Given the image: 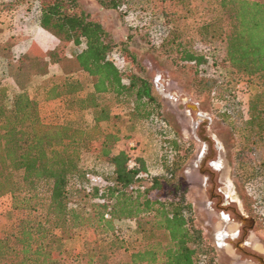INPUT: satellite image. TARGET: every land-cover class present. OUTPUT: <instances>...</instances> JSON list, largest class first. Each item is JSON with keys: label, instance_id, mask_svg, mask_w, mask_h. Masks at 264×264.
Wrapping results in <instances>:
<instances>
[{"label": "trees", "instance_id": "16d2710c", "mask_svg": "<svg viewBox=\"0 0 264 264\" xmlns=\"http://www.w3.org/2000/svg\"><path fill=\"white\" fill-rule=\"evenodd\" d=\"M128 1L98 0L107 8H119ZM173 1L185 11L202 3L203 9L212 12L201 25L213 27L210 36L194 41L190 48L184 44L182 63L194 65L199 72L209 61L216 63L214 43L219 39L225 44L222 60L232 76H259L260 88L249 94L245 108L235 95H228L222 112L239 117L246 130L257 127L258 137L250 149L257 142L264 146V0ZM38 21L63 40L83 45L74 57L91 77L86 91L79 78L64 77L47 87L46 97H66L69 107L91 110L93 120L86 125L48 122L25 90L10 94L8 88L0 87V197L11 199L10 215L0 230V264H60L52 246L62 245L84 228L92 236L85 242L86 264H108L116 251L127 250L116 225L120 220L135 222L143 240L140 248L130 251L126 264H218L177 179L181 155L168 123L158 114L159 102L149 78L142 71L125 73L114 63V43L108 32L79 8L78 0H47ZM151 33L162 39L160 43L168 34L174 39V30L165 24L150 31V37ZM217 83L222 84V78ZM126 104L131 120L147 121L163 132L155 158L161 163L157 172L150 171L142 155L114 151L121 138L117 126L102 128L103 122L118 117L114 106ZM85 141L94 142L96 158L110 165L107 174H100L101 186H90L86 173H97L80 167ZM260 165L264 166V156ZM77 176L82 177L81 189L90 201L87 207L72 204L71 194L79 190L71 192L69 183ZM97 234L103 236L102 245Z\"/></svg>", "mask_w": 264, "mask_h": 264}, {"label": "rangeland", "instance_id": "374dc122", "mask_svg": "<svg viewBox=\"0 0 264 264\" xmlns=\"http://www.w3.org/2000/svg\"><path fill=\"white\" fill-rule=\"evenodd\" d=\"M44 2L47 0H0L1 21L10 30V38L30 40L23 49H10L7 53L6 43L0 42V87L8 88L10 94L25 90L37 101L40 114L48 122L90 124L91 110L69 107L66 97L57 100L46 97L47 87L64 77L79 78L85 91L91 87V77L80 69L74 57L83 45L75 46L38 25ZM199 4V8L185 11L173 0H129L119 8L104 7L98 0H78L79 8L108 32L114 43L111 55L114 63L125 73L142 71L151 81L159 102L158 114L168 123L169 134L174 136L181 155L177 179L192 203L196 224L208 245L214 248L216 262L260 264L250 256L251 253L264 256V166L260 165L264 146L257 142L250 149L252 140L258 137L257 127L246 130L239 117L222 112L228 95H235L242 109L245 108L249 94L259 90L260 78L232 76L228 64L222 60L225 44L219 39L214 43L216 63L209 61L199 72L194 65L181 62L183 45L190 48L194 41L208 38L213 29L201 28L212 12ZM214 7L218 16V7ZM163 24L174 30V39L168 34L160 43L161 38L152 35L153 32L151 37L149 34ZM219 78L222 84L217 83ZM107 100L111 102L109 97ZM129 107L114 106L118 117L103 122L102 128L117 126L121 138L114 151L125 149L142 155L150 171L157 172L161 163L155 158L161 151L163 132L147 121L131 120ZM80 167L99 175L110 170L107 162L96 158V144L89 141L81 147ZM81 181L78 176L70 180V191L79 190L71 194V200L72 204L87 207L90 201L83 194ZM214 188L222 195L221 206L216 207L210 201L209 190ZM10 202L9 195L0 197V230L10 215ZM234 211L249 221H242ZM224 212L229 219L223 217ZM242 224L247 227V244L241 245L246 252L232 245ZM116 225L127 250L116 251L108 264H126L130 251L142 246V235L133 221L120 220ZM77 231L80 232L62 245L52 246L60 264H86L85 242L91 239V230ZM96 237L102 245L103 236Z\"/></svg>", "mask_w": 264, "mask_h": 264}, {"label": "flooded vegetation", "instance_id": "af4514ba", "mask_svg": "<svg viewBox=\"0 0 264 264\" xmlns=\"http://www.w3.org/2000/svg\"><path fill=\"white\" fill-rule=\"evenodd\" d=\"M202 156V155H201ZM207 184L208 185H210V186H212V184H211V182H207ZM211 188V187H210ZM209 197H210V201L212 202V204H213V202H214V204H215V206L217 207V206H221V205H223V201H222V195H220V193L219 192H217V190H215V188L214 189H210L209 190ZM233 211V210H232ZM234 213L235 214H237V216L242 220V221H245V222H247V221H249V220H247L246 219V217L245 216H243L241 213H236L235 211H234ZM224 215L226 216V213L224 212ZM223 215V217L224 218H226V219H229V217L228 216H224ZM228 217V218H227ZM254 221H252L251 223H253ZM250 223V222H249ZM249 229V228H248ZM247 230V227H245L243 224L241 225V227L239 228V230H237L238 232H237V234H236V239H234V241L232 242V245L234 246V247H236L237 249H239V248H241L242 249V246L244 245L245 246V244H247V240H246V237H247V234H246V231ZM232 240V239H231ZM242 245V246H241ZM242 251H244V252H246L244 249H242ZM250 257H255L258 261H259V263L260 264H264V256H260V255H257V254H255V253H251V256Z\"/></svg>", "mask_w": 264, "mask_h": 264}, {"label": "crops", "instance_id": "0c3cea01", "mask_svg": "<svg viewBox=\"0 0 264 264\" xmlns=\"http://www.w3.org/2000/svg\"><path fill=\"white\" fill-rule=\"evenodd\" d=\"M1 19H2V15L0 13V42L1 43H6V46L8 47L4 52L7 53L8 50H10V49L11 50H15L16 48H18V49L22 48L23 49V47L25 45H28L30 43V40L26 39L24 37L10 38V36H9L10 30L7 28L6 23L1 21ZM38 25H39V22H38ZM55 100H57V99H55ZM230 183L231 182L228 179L227 180V185L229 186Z\"/></svg>", "mask_w": 264, "mask_h": 264}, {"label": "built area", "instance_id": "2783aa9c", "mask_svg": "<svg viewBox=\"0 0 264 264\" xmlns=\"http://www.w3.org/2000/svg\"><path fill=\"white\" fill-rule=\"evenodd\" d=\"M133 164H134L133 160H130L129 161V166H131ZM86 179L88 180V183H89L90 186H93V185L101 186L104 183V180H103L101 175L94 174V173H91V172H87L86 173ZM106 216H108V215L106 214Z\"/></svg>", "mask_w": 264, "mask_h": 264}, {"label": "water", "instance_id": "95a60500", "mask_svg": "<svg viewBox=\"0 0 264 264\" xmlns=\"http://www.w3.org/2000/svg\"><path fill=\"white\" fill-rule=\"evenodd\" d=\"M253 221V220H252Z\"/></svg>", "mask_w": 264, "mask_h": 264}]
</instances>
